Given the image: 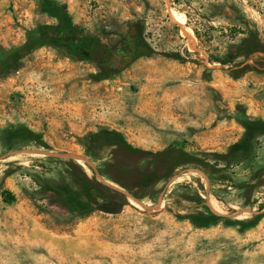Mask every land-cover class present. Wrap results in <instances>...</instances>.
I'll use <instances>...</instances> for the list:
<instances>
[{"label":"rangeland","instance_id":"obj_1","mask_svg":"<svg viewBox=\"0 0 264 264\" xmlns=\"http://www.w3.org/2000/svg\"><path fill=\"white\" fill-rule=\"evenodd\" d=\"M64 3L66 23L87 45L111 48L134 27L153 52H137L125 67L103 72L92 55L75 50V38L59 33L50 11ZM173 11L195 33L194 48ZM248 30L264 45V0H0V264H264V216L246 229L227 225L224 218L248 216L223 203L219 209L214 194L207 198L201 169L181 166L138 187L104 169L115 160L146 167L150 158L85 152L89 136L106 127L145 150L184 147L227 166L235 180L264 167V55L245 60L260 70L239 78L209 61ZM46 152L84 154L95 167ZM74 172L126 204L117 213L84 215L50 204L52 186L60 183L89 207ZM238 193L223 198L255 211ZM254 197L264 204V188ZM136 200L187 209L150 212ZM198 206L224 218L199 227L188 217Z\"/></svg>","mask_w":264,"mask_h":264},{"label":"trees","instance_id":"obj_2","mask_svg":"<svg viewBox=\"0 0 264 264\" xmlns=\"http://www.w3.org/2000/svg\"><path fill=\"white\" fill-rule=\"evenodd\" d=\"M50 14L52 17L59 20V33L62 38L67 40L75 38L76 42L73 44L75 50L86 51L98 50L102 46L97 42L93 43L96 47H90L85 43L87 38L78 37L74 27H70L66 23L68 15L67 4L53 5ZM243 37L237 42L229 44L220 56L209 55V61L213 64L228 65L229 72L234 78H239L251 71H259L255 65L250 63L244 64L245 60L250 57L263 54L264 45L260 42L259 35L254 30L239 31ZM138 38V54H150L153 52L152 47L143 42L140 32H136ZM72 39V40H73ZM45 41H40L42 44ZM51 42L59 43L57 39H51ZM78 42V43H77ZM91 43V42H90ZM105 72V71H103ZM99 73V77H103L104 73ZM33 140L45 146V143L40 140L39 134L29 131ZM103 149V151H100ZM86 154L104 157L105 155H112L115 158H127L131 160L149 159V166L141 167L138 165L127 166L123 162L113 161L105 167L104 173L111 174L117 180L119 177L128 178L134 186L150 187L159 180L168 177L174 173L176 169L181 166L186 168L201 169L209 180V188L206 192L207 198L211 194L219 198L228 196L231 190L238 191V198L242 200L244 206H250L255 211L246 218H224L208 207L198 206L191 209L188 217L191 221L199 227H207L211 224L217 223L224 218L227 225H238L241 229L253 227L264 216L261 212L264 204L258 203V198L254 197V193L264 188V167L257 168L251 173L247 179L235 180L231 172L227 170V166H219L216 163H210L209 160L199 157L187 151L184 147H177V145L170 144L162 150L149 151L141 147L134 146L126 140L124 135L115 129L100 127L93 132L86 143ZM224 156V155H222ZM69 161V160H68ZM76 164L77 161H76ZM73 182L78 186L82 194L89 200L88 206L84 207L74 197L71 189L67 185L57 183L52 186L53 197L50 196L48 202L50 204H57L65 207L70 213L84 215L88 211L102 210L108 213H117L126 204V201L114 193L107 192L99 181H91L85 174L74 172ZM128 190L133 189L125 186ZM99 198V201L93 205L92 196ZM201 202V201H200Z\"/></svg>","mask_w":264,"mask_h":264},{"label":"flooded vegetation","instance_id":"obj_3","mask_svg":"<svg viewBox=\"0 0 264 264\" xmlns=\"http://www.w3.org/2000/svg\"><path fill=\"white\" fill-rule=\"evenodd\" d=\"M90 47H96L93 43H89ZM112 50V51H111ZM138 52V38L134 27L130 30L129 34L120 39L116 45L109 48L105 45H102L98 50L86 51L87 57L92 55L93 60L99 64L102 71L109 72L115 69H120L123 64L125 66L128 64V61L137 56Z\"/></svg>","mask_w":264,"mask_h":264},{"label":"water","instance_id":"obj_4","mask_svg":"<svg viewBox=\"0 0 264 264\" xmlns=\"http://www.w3.org/2000/svg\"><path fill=\"white\" fill-rule=\"evenodd\" d=\"M131 61H132V59L129 60L128 63H130ZM123 67H125V64H123L121 68H123ZM28 151H32V150H28ZM40 153H42V152H40ZM46 154L54 156V157H61V158H66V159H74L76 161H84L85 163L95 167V165H94L93 161L91 160V158L88 157L87 155H84V154H80V153H52V152H46ZM135 202L136 203L146 204V205H149V206H151V207H153L155 209L162 210V211H167V210H170V209L171 210L187 209L184 206L177 205V204H174L172 206H163V205H159V203L155 204V203L149 202L147 200H141V201H137L136 200ZM216 203L227 204V205L233 207L234 209H236V213H242V214H245L247 216H249L250 214L254 213V211H249L246 208L240 207V206H238L237 203H235L234 201H231L229 199H224V198L221 199L220 198V199L216 200Z\"/></svg>","mask_w":264,"mask_h":264},{"label":"bare ground","instance_id":"obj_5","mask_svg":"<svg viewBox=\"0 0 264 264\" xmlns=\"http://www.w3.org/2000/svg\"><path fill=\"white\" fill-rule=\"evenodd\" d=\"M171 18H172V21L180 27L181 34L188 37L190 45H192V47L194 48L195 43H196V36H195V33L193 32V30L186 24L185 16L182 13H178V12L173 11L171 14ZM111 189L117 193L126 194L114 185H111ZM126 195H128V194H126ZM159 205H163V202L159 201ZM216 206L219 209H222L224 207L223 204H220V203L216 204ZM142 207L147 209L150 212L156 211L155 208H153L149 205H146V204H142Z\"/></svg>","mask_w":264,"mask_h":264}]
</instances>
